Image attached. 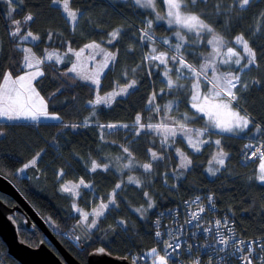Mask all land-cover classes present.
I'll list each match as a JSON object with an SVG mask.
<instances>
[{
    "label": "trees",
    "instance_id": "obj_1",
    "mask_svg": "<svg viewBox=\"0 0 264 264\" xmlns=\"http://www.w3.org/2000/svg\"><path fill=\"white\" fill-rule=\"evenodd\" d=\"M163 2L159 0L162 9L167 10ZM216 2L222 5L219 12L213 7V0H208L207 4L198 3L196 9L190 6L189 11L203 12L201 19L214 27L226 42H233L236 35L242 34L256 53L257 65L251 67L252 85L240 90L243 95L239 105L264 130V19L259 16L264 12V0H253L243 10L233 0ZM13 7L16 10L8 16ZM69 7L80 14L75 24L53 0H23V3L14 0L12 6L6 0H0V87L7 73L15 76L23 73L24 55L18 43L28 32L32 33L31 37H39L31 42L38 57L44 59L48 50H56L63 61L43 60L44 75L36 81L37 88L48 100L50 111L58 112L63 121L0 122V174L14 183L39 214L44 218L51 216L61 231L80 220L79 215L74 214L73 195L62 191L64 182L84 180L92 184L77 200L86 209H90L94 200L107 202L115 190L116 205L98 219L97 226L90 232L92 246L78 249L62 238L61 233L57 235L83 264H88L89 254L96 245L123 258L154 246L157 244L156 233L173 222V213L188 201L205 194L214 196L218 212L232 218L241 237H264V183L257 179L261 160L248 165L241 162L245 145L250 141L264 142V131L258 135H252L254 130L244 135H231L211 130L212 134L206 132V135L212 140L200 151H195L181 137L175 142H165L161 129L139 128L141 123L174 125L172 122L177 118L181 123L186 122L190 129L206 127L205 117L191 108L188 89L196 81L181 79L179 82L185 88L178 94L169 92L167 78L162 75L164 66L156 68L154 65L158 61L146 59L160 52L168 56L175 54L162 43V38L170 37L171 43H176L173 32L177 28L155 22L151 12L130 1L69 0ZM29 15L33 17L30 21L27 20ZM147 19L153 20L155 43L141 38ZM14 21L21 22L18 36L10 34L17 27ZM117 29L120 37L108 43L109 34ZM90 43L105 45L116 53L115 61L101 79L100 93L137 81L133 90L110 106H88L87 103L95 98L96 87L68 72L72 61H76V51ZM153 47L157 49L155 53ZM184 56L188 63L199 68L191 55ZM167 66L174 69L171 61ZM66 72L67 76L64 75ZM171 76L176 80L175 70ZM201 82L211 87L203 80ZM161 88L165 89V94L163 97L157 95L156 103L163 109L169 101L179 97L178 108L174 104L171 111H149L151 106L147 101L151 93H159ZM181 113L195 114V119L185 121ZM137 116L141 117L139 121ZM110 124L118 127L108 128ZM213 139H219L221 144H215ZM124 148H128V153L123 151ZM219 150L227 154L222 167L215 163ZM180 152L191 161L188 167H182ZM153 153L158 158L154 159ZM37 156L36 166H30L27 172L20 174L19 169ZM93 162L99 166L108 164L109 168L106 171L104 167H98L92 171ZM129 163L133 168L128 172ZM145 164H151V169L145 170ZM210 166L215 169V175L209 172ZM129 176L139 183L129 181ZM121 181L123 184L117 189L116 185ZM0 197L9 205L16 203L4 194ZM149 199L154 201L153 211L143 219L134 212V207L147 205ZM24 216L17 212L13 217L20 237L37 247L44 240V234L36 225L29 227L23 221ZM0 253L3 264H21L9 254L1 238Z\"/></svg>",
    "mask_w": 264,
    "mask_h": 264
},
{
    "label": "snow or ice",
    "instance_id": "obj_2",
    "mask_svg": "<svg viewBox=\"0 0 264 264\" xmlns=\"http://www.w3.org/2000/svg\"><path fill=\"white\" fill-rule=\"evenodd\" d=\"M7 4L9 6H12L14 4V0H6ZM20 3H23V0H19ZM167 5V10L165 15H160L158 12H156V3L157 0H134V3L136 6L150 9L152 10L154 15V19L156 21H162L166 20L167 24L169 26H179L180 29H186L188 32L193 33V36L195 37L192 40H189V38L186 35H181L180 31L173 32V36L177 38L176 43H171L170 37L162 38V43L169 46V48L174 51L175 54L168 56L164 52H160L158 55H149L146 57L147 60L150 61H158L159 63L154 65L156 68H159L160 66H164L163 71V77L166 79L167 84V90L169 92H174L178 94L181 90L185 88V85L181 84L179 81L181 79H189L195 80V84H190L189 87V93H190V99H191V108L196 110V114H204V116L207 117L208 123L215 129L220 130L221 133H238V132H245L250 129V126L254 129L256 133H261L262 128L259 124L254 123L253 119L247 114L245 111L242 115L240 111H232V107L235 104L236 107L239 108V101L243 95V93L240 91L241 89L246 90L248 88V84L242 80V77L240 73L244 71V69H248L250 66L257 65V59H256V53L250 48L248 42L244 39L243 35H236L235 36V42L236 44L243 45V52L248 57L245 61V56L240 55L239 53L235 52L233 48L229 47L227 49V59L220 60V64L229 65V64H235L239 66L237 70H226V71H220L216 62L215 57L219 55L218 49H214L213 54H210L208 58L205 59V62L203 64H199V68L194 66L191 63H188V61L185 59L184 52H189L190 55L193 56V58L197 59V62L199 63L198 58L202 56V54L198 51H194L193 47L196 44H199L201 42V35L203 32H207L209 34L214 33V29L209 25L204 23V21L201 19V16L204 15L203 12H200L198 14L193 13L192 11H189V8L191 6L192 9H196L198 6V3H208V0H165ZM53 3L62 4L63 10L71 17V20L73 22H76L78 18H80V14L78 12L70 11L69 10V0H53ZM233 3L238 5L241 10L246 9L248 6H250L251 3H253V0H233ZM213 7L217 9V12L220 11L222 5L216 2V0H213ZM16 9L15 7L12 8L10 12L7 13L8 16L12 15V12H14ZM259 16L264 19V12L260 13ZM33 17L29 15L27 17V20H32ZM20 21H14V24L17 26L16 30L14 32H11L10 34L13 36H18L20 34V28L19 24ZM146 27L145 29H142V39H147L148 41L155 43V37H154V30H153V20L147 19L145 21ZM227 29V25H226ZM111 39L108 41V43H113L114 41L118 40L120 37V30L117 29L110 34ZM32 36L31 32L27 33V36L24 37V39H27V37ZM51 37H49L50 39ZM34 39H39V37H34ZM221 40L222 38L214 36L213 40H208V44H213L216 40ZM88 47H92V45H89ZM69 51H72L71 48H69ZM157 49L155 47L152 48V52L155 53ZM111 55V54H110ZM264 55V53H262ZM236 56L237 58L235 60H232L231 57ZM48 59L51 60L52 56L49 55ZM112 60L115 61V56L112 55ZM173 62L174 69L169 68L168 62ZM242 61H244L242 63ZM63 62V61H61ZM23 68L32 69L33 64L28 60L27 57H25V63L22 65ZM104 67H108V64L105 63ZM212 69V75L211 77L208 74V69ZM175 70L176 74V80L172 79L171 73ZM76 66L73 65L72 68L68 69V72H75ZM68 72L64 73L65 76L68 75ZM151 74V72H149ZM126 75V74H125ZM11 76V73H8L4 77V82L7 85L8 78ZM39 76H43V72L41 71H35L31 72L28 71L24 75H19L16 80L13 81L15 85H18V87H14L12 89H8L7 87L3 90H0V117L6 118L8 120H15V119H32V120H39L41 117L46 118H52V119H59L58 116L51 115L46 110V104L44 103L43 99L40 98L39 105L35 103H28L26 101L31 100V95H28L26 97L25 102H21V96L25 95L26 93L35 94L38 96V93H35V89L32 86V81L36 79ZM86 79H92V77H86ZM204 81L206 85H211V87L208 89L207 93L204 95H201L200 93V83L201 81ZM259 81H254V83H258ZM93 83L98 84L99 81L93 80ZM137 85L136 80H132L130 83H128L126 88L120 89L119 92H116L114 94H110L108 97L105 98V103L110 105L112 99L114 96H119L121 94L127 95L129 92V89L135 88ZM239 93V94H238ZM163 94H165V89L161 88L159 90V93L156 91H153L151 93L150 98L148 99L147 103L149 106V111H152L153 109L159 113L163 109H167L168 111H171L173 109V105L175 104L178 108L179 104L181 103V100L179 97L175 101H169L166 105L163 106V109L161 105L156 103V97L157 95H161L163 97ZM54 95V94H53ZM91 103V101H89ZM96 104H100L101 100L97 99L95 101ZM224 113H227L229 116V119L225 120L222 119V115ZM181 117L185 119V121H191L195 119V114L192 116H189L188 113H181ZM141 117L137 116V121H139ZM174 126L170 127L166 124L164 125H153V124H139V128H149V129H157L162 131L165 134V142L171 137L173 139V142H175V137L177 136V133L183 134L185 137H187L186 143L188 146H190L192 149L199 151V149L196 146V143L193 142L192 137L190 133L193 131L192 129L188 128L185 123H181L180 119H174L173 122ZM72 127H76V125H72ZM108 128H116L118 125L110 124L107 126ZM124 128H128V125H122ZM208 133L211 135L212 133L208 132V128H204L202 130H199L198 135L203 136L205 133ZM136 135H140L139 132L135 133ZM206 143V142H205ZM215 144L220 145L221 141L216 140ZM245 147L251 148L252 145H245ZM260 149L257 148L256 151L252 152V156L256 155V152ZM123 151L125 153H128V148H124ZM153 158H158L155 153L152 154ZM222 155H227L226 153H222ZM36 163L35 160L32 161V164L34 165ZM188 164L191 163V161H187ZM218 163L220 165H224V159H219ZM187 165H182V167H186ZM30 167L29 164H24L22 168L19 169L20 172L26 171ZM99 165H97L95 162L92 164V171H95ZM104 169L107 171L109 168L108 164H105ZM127 167V165H125ZM145 170H150L152 165L151 164H145L143 165ZM260 174L257 177V179L261 182H264V163H261L260 165ZM211 171V169H209ZM213 175L215 173L213 172ZM132 179L131 177L129 178ZM139 183V181H136ZM81 184H83V181H81ZM78 187V186H75ZM85 187H91L90 185H85ZM121 187V184H117L116 188L119 189ZM62 191L64 192H73V187H64L62 188ZM76 195H79L77 192ZM145 196H147V193H144ZM115 190L112 193V197L108 200V203H101L100 208L103 210L109 209L110 205L115 204ZM199 200V197L196 198ZM209 201L212 200V197H208ZM149 207H153L152 204H149ZM76 211H79V209H76ZM136 211H140L137 209ZM205 211L204 208H199L197 212L192 213V219L199 220L200 213H203ZM94 215L100 216L103 215V212H96L94 210ZM89 216V213H84V220L81 221V223H87V218ZM188 223H191V221H188ZM217 229L221 226V221L217 220L215 221ZM228 221L225 220L223 222V226L227 227ZM96 220H93L90 224H88L89 228H95ZM206 231H211V229H207ZM229 233H231V237L225 236L223 233H220V236L216 243L223 245L224 247L219 249L218 251L224 252V256L220 259L222 261H225V264L227 262V259L229 256H235L241 261V264H253V257L255 256L257 258V264H264V255H261V253H264V242H260L259 240L255 241H244V240H236L235 239V233L231 228L228 229ZM157 236H160L161 233L157 232ZM79 239V237H77ZM231 246V251H227V249ZM166 248L172 249L173 252H175L177 249L181 247L179 243H176L173 245L172 243H167L165 245ZM191 247V246H189ZM102 251V250H101ZM157 252L156 249H152L149 255L155 254ZM170 259V254L168 255H157L156 259L153 261V264H168V261ZM196 264H200V261L197 260Z\"/></svg>",
    "mask_w": 264,
    "mask_h": 264
},
{
    "label": "rangeland",
    "instance_id": "obj_3",
    "mask_svg": "<svg viewBox=\"0 0 264 264\" xmlns=\"http://www.w3.org/2000/svg\"><path fill=\"white\" fill-rule=\"evenodd\" d=\"M130 1L135 5L134 0H130ZM163 1H164L163 3L165 4V7L167 9L166 2H165V0H163ZM139 8H141V7H139ZM141 9H145V8H141ZM146 11H150L153 16L155 15V13H153L152 10H150V9H146ZM156 12H158L160 15H165V13H166V10L165 9H162V7H161V5L159 3V0H157V3H156ZM155 22H157V23H167L166 20H162V21H156L155 20ZM204 23H206V22H204ZM171 27H176L177 28V31H180L181 32V35H186L189 38V40H192V39L195 38L193 36V33L188 32L186 29H180L179 26H176V25H173ZM212 28L215 30L214 33L209 34L207 32H203L202 35H201V38H200L201 39V42L199 44H196L193 47V50L194 51H198V52H200L202 54V56L198 58L199 63L197 62V59L196 58H193V56L191 55L192 56V59L197 62L196 65L199 67V64H203L205 62V59L208 58L210 54H213L214 49H218L219 55L216 56L215 59H216V62H217V65H218L219 70L221 72L222 71H226V70H237L239 68V66H237L235 64L224 65V64H220L219 61L228 58L227 49L229 47L233 48L234 51L237 52V53H239L240 55L245 56V61H246L248 57L243 52V45L236 44L235 40L233 42H226L223 39H222V41L218 39V40L214 41L213 44H208L207 41L208 40H213V37L214 36H217V37L222 38L221 35L217 33L218 31H216V29L214 27H212ZM24 37H26V35ZM24 37L18 43V48H19V50L24 55L23 56V58H24L23 59V64L25 63V57H27L28 60L33 64V68L32 69L24 68L23 73H21L20 75H24L28 71H31V72L41 71V72H43V75H44V70H43V67H42L43 66L42 62L45 59L48 60V56L49 55L52 56V59L51 60L56 61V62H59V63H62L61 62L62 60L60 59V57H58V51L56 53V50H48L49 52L47 51L48 53H47V55L45 56L44 59L38 57L34 53L33 48H32V43H31V42H33V40H31L32 37L31 36L30 37H27V39H24ZM88 46H86L83 49H81V51H77L76 52V61L75 62L72 61V63H71V68H72L73 65H75L76 66V71L75 72H70V73L73 74L74 76H76L77 78H79L81 81L86 82V83L88 82V83H90V84H92V85H94L96 87L95 98L91 101V103H89V102L87 103L88 106L94 107V106L101 105V104L106 105V106H110L117 98L123 97L125 95L124 94H121L119 96H114V98L112 99L110 105H108V104H106L104 102L105 101V98L108 97L110 94H114L116 92H119L120 89L127 87V86H120L119 88L114 89L112 91H109V92H106V93H100V89H101V79H102L103 75L107 72V70L112 66V64H113L112 55H114L115 56V59H116V53H114L111 50H108V47H106L105 45H101L100 44V45H93L92 47H88ZM184 54L186 56L187 55H190L189 52H187V53L184 52ZM236 58H237L236 56H232L231 57L232 60H235ZM243 62L244 61H242V63ZM105 63L108 64V67H104V64ZM251 67L252 66H250L248 69H244V71L242 73H240V75L242 77V80L248 84V88L252 85V82H251V79H250V76H251ZM208 74L211 77V75H212V69L211 68L208 69ZM18 76L19 75L15 76V75L11 74V76L8 78L7 85L5 84L4 78H3V82L1 84L0 90L5 89L6 87L8 89H12L14 87H18V85H15L13 83V81L16 80ZM41 77L42 76H39V77H37L36 79H34L32 81V86L35 89V93H38L39 95L36 96L35 94L26 93L25 95H22L21 96V102H25L26 101V97L28 95H31V100H28L26 102H28V103H35V104L39 105L40 98H42L43 101H44V103L46 104V110L51 115L58 116L59 119H52V118L41 117L39 120H32V119H25V118L15 119V120H8L6 118L0 117V122L16 123V122H25V121H47V122H60V121H63L62 116L58 112H52V111H50L49 105H48V100L41 94V92L37 88L36 81L38 79H40ZM86 77H92V79H86ZM97 79H98L99 83L98 84L93 83V80H97ZM133 89H129V92L131 90H133ZM56 95H57V93H56ZM97 99H100L101 100V103L100 104H96L95 103V101ZM201 115H203V114H201ZM205 120H206V127L205 128H208V132H210L211 130L212 131H216L208 123V120H207L206 117H205ZM161 125H164V124H161ZM172 126H174V125H170V127H172ZM202 129H204V128H202ZM202 129L201 128H198L197 130L192 129L193 131L190 133V135L192 137V140H193V142L196 143V146L199 149V151L202 148V146H204L208 141H211L212 140L211 137H207L206 133L203 136H199L198 135L199 130H202ZM1 133L2 132H0V134ZM161 134L165 138V134L162 131V129H161ZM178 137H181V138L187 140V137H185L181 133H177V136L175 137V139H177ZM169 140H170V143H171V140H173V139L170 137L167 140V142H169ZM216 140H219V139H213L214 142ZM222 153H224V152L222 150H219V152L217 153V156L215 158V163H217L218 165H220L218 163V161L221 158L224 159V164L226 162V155H222ZM180 157H181V160H182L183 165H187V167H188L189 164L187 163L188 160H187L186 155L184 153L180 152ZM263 157L264 156H262V160L259 162V174H260V171H261L260 170V165H261V163H264ZM38 158H39V156L34 157L28 164L30 166H34V165L36 166L37 161H38ZM33 160L36 161V163L34 165L32 164V161ZM222 166H224V165H220V167H222ZM100 167H103V166H100ZM131 168H133V165L129 163L128 164V167H127L128 172L131 170ZM209 169H211V171H209L210 173H213L215 171V169L213 167H211V166L209 167ZM24 172H27V170L24 171ZM24 172H20L19 171V173L22 174V175H23ZM62 174H63V172H62ZM130 177L131 176H129L128 179ZM81 181H83V184H81ZM129 181H132V182L137 183L134 178H132L131 180L129 179ZM259 182H261V181H259ZM261 183H264V182H261ZM120 184L122 186L123 181H121ZM85 185H90L92 187V184L91 183H87L84 180H80L78 182H75V181H67V182H64L63 185H62V188H64V187H73L74 188V191L71 192L70 194H72L73 195V198H74L73 206H74V210L76 212L74 214L75 215L78 214L79 215V218H80V220L77 221V223H81V221L84 220V213H89V216L87 218V223H81V224H83L91 232L94 228H89L88 227V224H90L93 220H96V223H97L98 219L101 216H103L109 209H111L113 206L116 205V202H115V204L110 205L109 209H107V210L101 209L100 208V205H101V203H108V201L105 202V201H100V200H98V201H95L94 200L92 202V205L90 206V209H86L83 206H80L78 204L77 200L80 197V195L82 194V191L85 188H91V187H85ZM75 186H78V187H75ZM77 192L79 193V195H76ZM67 193H69V192H67ZM153 202H154L153 199H149V202H148L147 205L140 206V207H134V212L137 213L143 219L148 218L149 215H150V213L153 211V207H154ZM149 204H152L153 207H149ZM76 209H79V211H76ZM137 209H139L140 211H136ZM94 210L96 212H103V215H100V216L94 215L93 214L94 213ZM14 216L15 215H13L12 218ZM40 216L46 221L48 227L56 235L57 238H58L57 235L59 233H61L62 238H64L66 241H69L70 244H73L76 248L80 249V248H82L84 246V243L81 241V237L79 236V234L78 235L76 234L77 233V230L75 228V225L77 224L76 222H75L76 224L74 223L71 227L68 228V230H62L61 231L59 225L57 224V222L51 216H47L46 218H44L41 214H40ZM13 220H14V218H13ZM23 221L25 223H27V219H26L25 216H24V220ZM14 222H15V220H14ZM16 225H17V228H18V224L17 223H16ZM27 225H28V223H27ZM32 225H35V224H32ZM18 231H19V229H18ZM66 231H69L71 233V235H70V237H68V239L66 238V233H67ZM77 237H79V239H77ZM48 241H49L48 238L44 234V240L42 242H48ZM100 246L101 245H96L92 249L91 253L92 252H97V251H100V252L106 251V250H103ZM87 247H89V246H87ZM0 264H3V262L1 260H0Z\"/></svg>",
    "mask_w": 264,
    "mask_h": 264
},
{
    "label": "built area",
    "instance_id": "obj_4",
    "mask_svg": "<svg viewBox=\"0 0 264 264\" xmlns=\"http://www.w3.org/2000/svg\"><path fill=\"white\" fill-rule=\"evenodd\" d=\"M246 145H252V147H246L245 151L241 153V162L244 165L262 160V156H264L263 141H250ZM257 148L260 150L256 152L255 156H252V152L256 151ZM208 197H212V200L209 201ZM199 208L205 209L203 213H200L201 218L199 220L192 219V213L197 212ZM172 220L171 224L160 228L159 232L161 235L157 237V244L131 254L129 259L134 264H153L157 255L168 254H170L168 264H196L197 260L200 261V264H225V261L220 259L224 256V252L218 251L224 246L216 243V241L220 233L231 237V233L228 231L229 228L235 233L236 240H259L264 242V237L254 239L241 237L234 221L227 215L218 212V206L214 202L212 194H205L204 197H199V200L188 201L185 206L173 213ZM217 220L221 221L219 229H217L215 224ZM225 220L228 221L227 227L223 226ZM188 221H191V223H188ZM209 228L211 231H206ZM66 232V237H70L71 233L69 231ZM172 234L175 236L170 237ZM169 242L173 245L179 243L181 247L173 252L172 249L165 247ZM152 249H156L157 252L149 255ZM231 250V246H229L227 251L230 252ZM261 255H264V253H261ZM226 264H241V261L235 256H229ZM253 264H257L255 256L253 257Z\"/></svg>",
    "mask_w": 264,
    "mask_h": 264
},
{
    "label": "water",
    "instance_id": "obj_5",
    "mask_svg": "<svg viewBox=\"0 0 264 264\" xmlns=\"http://www.w3.org/2000/svg\"><path fill=\"white\" fill-rule=\"evenodd\" d=\"M59 92L57 93V95ZM0 193L16 201L15 205L7 204L0 197V237L6 243L8 252L21 264H83L80 262L50 230L46 221L24 198L17 187L8 178L0 174ZM21 212L27 219L28 226L37 225L48 238L33 247L21 240L18 228L12 215ZM84 245L90 246L92 235L81 223L75 225ZM88 264H134L129 258L112 255L108 251H97L89 254Z\"/></svg>",
    "mask_w": 264,
    "mask_h": 264
},
{
    "label": "crops",
    "instance_id": "obj_6",
    "mask_svg": "<svg viewBox=\"0 0 264 264\" xmlns=\"http://www.w3.org/2000/svg\"><path fill=\"white\" fill-rule=\"evenodd\" d=\"M112 2H116V3H126V2H129L130 0H111ZM131 2V1H130ZM57 5H59V6H61L62 7V9H63V6H62V4H57ZM68 6H69V3H68ZM69 10L70 11H73L70 7H69ZM143 10H145L146 11V9H143ZM65 12V11H64ZM75 12V11H74ZM150 12V11H149ZM65 14L68 16V18L71 20V17L65 12ZM71 22L73 23V24H75L76 22H73L72 20H71ZM31 40H34V37H32L31 38ZM88 45H100V44H98V43H90V44H88ZM87 45V46H88ZM79 51H81V50H79ZM77 52V51H76ZM63 56H65V55H63ZM111 59V58H110ZM208 87L207 86H205V85H203L202 84V82L200 83V93H201V95H204L205 93H207V91H208ZM232 111H240L241 112V114L243 115L244 114V110L242 109V107L239 105V108L238 107H236V105L234 104L233 105V107H232ZM248 114V113H247ZM204 115V114H203ZM249 115V114H248ZM250 116V115H249ZM206 117V116H205ZM251 117V116H250ZM207 118V117H206ZM222 119H225V120H227V119H229V116L227 115V113H224L223 115H222V117H221ZM214 130H216L217 132H220V130H218V129H215L214 128ZM252 130H254L251 126H250V129L249 130H247V131H245V132H238V133H235V134H233V133H223V134H231V135H244V134H246V133H248V132H251ZM221 133V132H220ZM259 133H256L255 131H254V134H252V135H258Z\"/></svg>",
    "mask_w": 264,
    "mask_h": 264
},
{
    "label": "bare ground",
    "instance_id": "obj_7",
    "mask_svg": "<svg viewBox=\"0 0 264 264\" xmlns=\"http://www.w3.org/2000/svg\"><path fill=\"white\" fill-rule=\"evenodd\" d=\"M2 175V174H1ZM0 194H2V193H0ZM5 195V194H4ZM7 196V195H6ZM25 198V197H24ZM26 199V198H25ZM27 200V199H26ZM28 201V200H27ZM30 203V202H29ZM16 204V203H15ZM14 204V205H15ZM19 213H21V212H19ZM23 214V213H22ZM224 215H227V214H224ZM13 216V215H12ZM11 216V217H12ZM228 216V215H227ZM228 217H230V216H228ZM231 218V217H230ZM232 219V218H231ZM77 235H78V233H76ZM175 235H170V237H174ZM1 238V237H0ZM67 239H68V237H66ZM2 239V238H1ZM22 240V239H21ZM5 243V242H4ZM6 244V243H5ZM92 244V243H91ZM85 246V245H84ZM86 247V246H85ZM8 248V247H7ZM12 256V255H11ZM0 260L2 261V262H4V260H3V258H2V254L0 253ZM18 261V260H17ZM19 262V261H18ZM20 263V262H19Z\"/></svg>",
    "mask_w": 264,
    "mask_h": 264
}]
</instances>
